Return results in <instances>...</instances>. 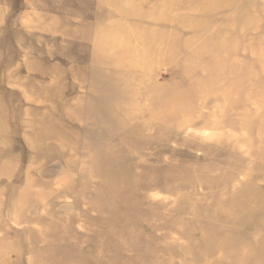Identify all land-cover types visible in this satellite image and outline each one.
Instances as JSON below:
<instances>
[{
	"label": "rangeland",
	"instance_id": "obj_1",
	"mask_svg": "<svg viewBox=\"0 0 264 264\" xmlns=\"http://www.w3.org/2000/svg\"><path fill=\"white\" fill-rule=\"evenodd\" d=\"M263 148L264 0H0V264H264Z\"/></svg>",
	"mask_w": 264,
	"mask_h": 264
},
{
	"label": "bare ground",
	"instance_id": "obj_2",
	"mask_svg": "<svg viewBox=\"0 0 264 264\" xmlns=\"http://www.w3.org/2000/svg\"><path fill=\"white\" fill-rule=\"evenodd\" d=\"M171 4L175 6V3H171ZM221 64H225V65L222 66L223 69H221V67L219 68V71H221L220 75L222 77H224L226 74H233V76H235V78H237V73H236L237 69H235V67H237V65L234 66V64L229 61V57L228 56H224L222 58ZM212 70H214L217 73L216 64L213 65ZM220 75H219V77L221 78ZM212 82H214V81L212 80ZM179 112H181L180 109L177 112L174 113L173 117L177 116V113H179ZM248 150H249V152L251 154L253 153V150L251 148H248ZM259 154H261L260 158H264V148H263V151L259 152ZM261 164H263V169H264V160H261ZM259 184L261 186H264V176H262ZM261 189H262V187H261ZM248 199H250V201L246 202V204L263 203L264 202V194L258 195L257 198L255 196H253V197L250 196V197H248ZM247 251L250 252L251 250L247 249Z\"/></svg>",
	"mask_w": 264,
	"mask_h": 264
}]
</instances>
